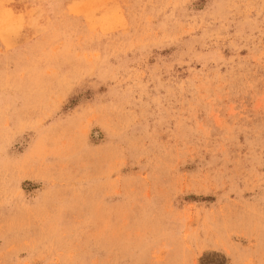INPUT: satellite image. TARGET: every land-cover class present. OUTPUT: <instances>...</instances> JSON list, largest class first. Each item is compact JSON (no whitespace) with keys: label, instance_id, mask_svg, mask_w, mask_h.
<instances>
[{"label":"rangeland","instance_id":"rangeland-1","mask_svg":"<svg viewBox=\"0 0 264 264\" xmlns=\"http://www.w3.org/2000/svg\"><path fill=\"white\" fill-rule=\"evenodd\" d=\"M0 264H264V0H0Z\"/></svg>","mask_w":264,"mask_h":264}]
</instances>
